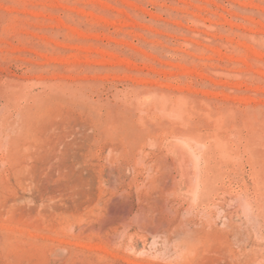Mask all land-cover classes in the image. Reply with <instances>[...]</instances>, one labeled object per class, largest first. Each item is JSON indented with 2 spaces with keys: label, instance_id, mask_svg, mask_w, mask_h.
Wrapping results in <instances>:
<instances>
[{
  "label": "rangeland",
  "instance_id": "rangeland-1",
  "mask_svg": "<svg viewBox=\"0 0 264 264\" xmlns=\"http://www.w3.org/2000/svg\"><path fill=\"white\" fill-rule=\"evenodd\" d=\"M0 264H264V0H0Z\"/></svg>",
  "mask_w": 264,
  "mask_h": 264
}]
</instances>
